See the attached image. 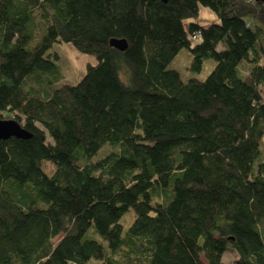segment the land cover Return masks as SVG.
<instances>
[{"label": "trees", "instance_id": "1", "mask_svg": "<svg viewBox=\"0 0 264 264\" xmlns=\"http://www.w3.org/2000/svg\"><path fill=\"white\" fill-rule=\"evenodd\" d=\"M263 85L260 1L0 0V264H264Z\"/></svg>", "mask_w": 264, "mask_h": 264}, {"label": "rangeland", "instance_id": "2", "mask_svg": "<svg viewBox=\"0 0 264 264\" xmlns=\"http://www.w3.org/2000/svg\"><path fill=\"white\" fill-rule=\"evenodd\" d=\"M195 20L203 26L219 22L218 16L205 6L200 7L199 16ZM219 49H222V46H220ZM49 52L52 53V56L54 53L58 54V63L63 74V81L69 83H77L86 73L87 65L97 63V59L94 55L82 53L71 43L65 41L55 42ZM191 61L192 55L190 50L188 48H182L169 67L177 69L184 81H187L190 78L204 80L216 64L213 58H207L204 61L202 69L199 72H195L190 68ZM123 78L126 79V76L123 75ZM261 93L264 97V85L261 89ZM107 152L108 151L102 152L101 155H105ZM127 220L129 221V219ZM60 238L61 236L56 238L55 241L58 242ZM223 246L224 247L219 251L217 260L219 262L223 261L229 264H236V261L239 258L238 252L231 246H227L225 243ZM205 262L206 264H209L208 261L205 260Z\"/></svg>", "mask_w": 264, "mask_h": 264}, {"label": "water", "instance_id": "3", "mask_svg": "<svg viewBox=\"0 0 264 264\" xmlns=\"http://www.w3.org/2000/svg\"><path fill=\"white\" fill-rule=\"evenodd\" d=\"M167 1V0H163ZM264 3V0H255ZM110 43L120 49H123L126 46L125 42H121L117 39H111ZM10 137L18 138H30L31 133L25 129L17 120L10 118L5 119L0 117V141L8 139Z\"/></svg>", "mask_w": 264, "mask_h": 264}]
</instances>
